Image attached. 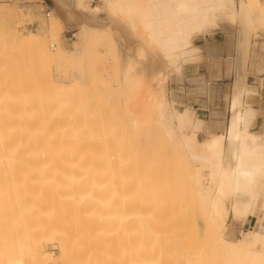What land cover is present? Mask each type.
I'll list each match as a JSON object with an SVG mask.
<instances>
[{"label":"rangeland","instance_id":"1","mask_svg":"<svg viewBox=\"0 0 264 264\" xmlns=\"http://www.w3.org/2000/svg\"><path fill=\"white\" fill-rule=\"evenodd\" d=\"M41 2L0 0V136L4 145L1 156L9 152L12 164L10 168V164L0 166V264L8 258H22V264H134L133 259L146 264H190L193 260L197 264H250L243 261V254L226 249L208 236L206 220L197 206L188 176L195 165L216 168L220 161L230 159L223 152L217 157L201 147L216 133L205 132L201 139L197 133L199 148L192 155L167 140L154 125L155 114L150 116L152 120L148 119L151 124L131 129L129 116L122 110L126 93L123 67L128 64L123 52H129L124 39L130 36L125 18L121 16L123 23L116 15L118 19L108 26L111 20L102 14L105 21L91 22L92 26L103 28L101 32L89 36L79 45L77 53L53 56L49 61L41 56L39 42L28 39L29 33L42 35L51 50L50 43L55 42L64 51L76 47L78 34L69 33L70 44L64 45L65 30L52 26L54 10L47 17V6ZM44 2L51 5L50 0ZM89 3L90 0L82 3L88 13L91 12ZM98 6L104 9L105 1L100 0ZM249 16L247 25L250 19L254 20L248 26L249 56L246 54L243 70L247 73L248 65L256 60L257 71L264 72L263 7L254 8ZM238 23L221 21L219 26L210 29L206 40L196 38L194 51L200 61L195 64L223 61L229 68L234 64L236 69L235 45L241 29ZM135 30L133 33L139 34L132 33L131 38L139 42L134 40L129 55L135 58L131 64H137H132L129 75L133 76L132 80L136 75L141 80L139 85L130 87V98L140 106L150 102L157 93L148 77L149 69L141 65L144 63L147 67L149 55H140L141 35ZM223 51L228 55H221ZM181 66V63L173 64L171 68L176 70ZM180 75L170 73L166 97L182 103L183 93L172 88ZM99 127L98 144H88L86 138L81 140L87 132H97ZM207 159L213 163H207ZM75 180L85 183L74 186ZM94 184L99 187L93 195L98 226L101 227L102 218L115 221L103 223L104 228L98 233L99 243L91 257L88 248L83 252L71 248L64 257L60 238L71 234L76 223L80 224L74 216L75 206L90 203L88 191ZM231 201L232 198H227L226 204ZM83 214V227L89 230L88 225L94 223L93 216L88 215L92 223ZM116 219H120L117 225ZM240 222L231 216L228 218L231 227ZM241 232L234 237L242 236ZM26 242L41 246L42 253L52 258H31ZM259 246L264 249L263 242Z\"/></svg>","mask_w":264,"mask_h":264},{"label":"bare ground","instance_id":"2","mask_svg":"<svg viewBox=\"0 0 264 264\" xmlns=\"http://www.w3.org/2000/svg\"><path fill=\"white\" fill-rule=\"evenodd\" d=\"M54 1L57 6L59 5L60 9L64 11L67 10L72 20H76L72 24L69 23L70 25L67 27L69 29L77 28L78 40L75 42L76 47L71 49V51H64L57 46L55 42L50 43V46L53 47V50H51L41 37L42 35L29 33L27 36L30 41L36 40L39 42L38 48L41 56L52 61L53 56L58 58L71 52L77 53L80 49V44V46H82L89 36H93L95 35V32L103 29L91 25V22H100L103 20L101 13L108 17V19L110 18L111 22H107L108 26L114 19H118V16L116 17V15H119V17L122 16L129 24L127 25L122 17L119 19L124 21L123 23L126 24V27L128 26L126 32L130 35L124 39L126 44L125 49H129L128 51L130 52V47L134 40L136 41L135 43L139 42L137 41L138 39L133 40V37L131 38V35L133 36L135 33H133V31L138 29L141 35V41L139 43L141 46L138 44L140 46L139 49L141 48V50H139L140 55L143 56L145 55L144 53L149 55V58H147L149 63L147 67L144 63L141 65H144L146 69H149L150 75L148 77L151 79L150 81H152V85L156 91L155 93H157L155 98L150 102H143L140 106L135 100L130 98V87L134 84L139 85L141 78L140 80H137L136 77L138 75H136L135 79H131L133 76L131 77L129 75L131 74L129 71L133 69L132 64H137V62L131 64L130 61L133 59L134 55H129V52L127 53V50H125L123 54L128 57V60H126L128 61V64L125 68L123 67V80L126 85V87L124 85L123 90L125 89L126 93L124 100L122 101V110L129 116L130 127H132L131 129L138 130L141 127L147 126L148 123L151 124V121L148 122V119L152 120L150 116L155 114L156 118L155 120L153 119L155 121L154 125L163 132L167 140L173 142V144L181 150L189 152L192 155H195L197 152L196 142L193 138L192 132L193 110L176 100H170L166 97L167 80L171 72L182 73L185 65L195 64L200 61L194 51L196 38L203 37V39L206 40L210 29L219 26L221 21L240 23L241 29L240 32H238L239 39L237 40L238 42H236V44H238L235 45L237 46L235 54L236 79L233 88L230 123L228 128L226 127L224 133L209 136L204 141L206 152L217 157L223 152L234 161V166L226 168L218 163L216 164V168L207 165H195L188 171V176L191 180L192 189L196 195L197 206H200L204 214L208 236L215 238V240L222 244L226 249L243 254L244 262H250V264H264V249L258 248L260 243H264V235L262 236V232H264V196L260 197L258 192L259 188L264 190V142L257 131L248 128L250 110L246 107L243 108L242 99L243 94L254 92L252 88L248 87L247 79L245 78L243 70V64L246 63L245 44L247 33L249 31L248 26L253 22L252 20H254L253 18L250 19L251 17L249 14L251 10L253 11L254 8L259 6L264 9V0L254 1L253 6H249V2H252L253 0H104L106 6L104 9L96 5L95 7L89 8L91 10L90 13L85 10L86 7L83 8L82 6L84 0ZM75 9L79 13L78 16L74 14L76 11ZM53 10L54 14L51 19L53 25H51L55 26L58 30H62L61 25L63 26L64 24H60L59 22L61 15L58 13L57 9L53 8ZM62 10L61 12H63ZM1 12L2 8H0V13ZM248 16L251 20L249 25L246 23H249L247 20ZM255 19H259V17ZM118 21L115 22L117 23ZM107 23L105 25H107ZM119 23L121 22H118V24ZM120 25L124 26L122 23ZM112 30L119 32L115 29ZM122 30H124V28ZM138 34L139 33L136 35ZM120 38L122 39V37ZM146 48H151L152 50L150 49V51H148L149 49L146 50ZM137 50L138 48H136V51ZM136 51L135 53H138V51ZM126 56L124 59H127ZM136 56H139V54H136ZM141 59L144 62V57ZM133 60H135V58ZM179 63L182 65L180 68L176 70L171 68L173 64L178 66ZM137 67L138 66H136L135 69ZM142 75L144 76L143 73ZM147 98L148 97H145V99ZM100 128L101 127H99L97 132H87L85 137H81V140L86 138L85 140L88 144H98L101 134ZM95 138H97L98 141ZM3 148V137L1 135L0 166L1 163H5V165L10 164V168L12 166L11 157L8 156L10 153L4 152L1 156ZM208 162L213 163L207 159V163ZM83 183H85V181L80 182L75 180L72 184L76 186L79 184L82 185ZM248 187H251V190L248 198L245 200L243 209L241 211L234 209L232 216L243 221L248 215L253 214L256 216V222L253 228L243 231L242 236H240L239 239L232 240L225 236L227 219L229 215H231V209L226 204V199L230 196L228 194L245 192ZM98 191V184L91 185L88 191L91 196L90 203L86 206H75L74 216L83 218V213V216H93L92 219L94 223L91 217L88 216L90 218L87 217V220H90V222L92 221L93 223L91 226V223L89 222L88 230L83 227L85 216L83 219H76L75 217L76 220L81 221H79L80 224L76 223L71 234L63 235L60 238L61 254L64 257L68 255L71 248H75L79 252H83L88 248V255L91 257L99 243L98 233L100 228L103 230V223L111 219L115 221V219L109 217L102 218L101 227L98 226L97 202L93 201V195ZM116 207H118V205ZM112 213L109 215L114 216ZM138 215L141 214L138 212ZM136 217H138L137 214ZM116 220L117 225L120 219ZM81 223L83 225L79 226ZM116 231L117 229L115 227L114 232L116 233ZM25 245L29 247L27 254L31 258H35L36 260H40V257H43V260H46V257L52 258V256H45L42 253L41 246L34 247L31 246V244H28V242H26ZM2 262L3 261H1V263ZM4 262L2 264H22L23 261L22 258L17 260H11V258H8V260ZM43 262L45 263V261ZM193 262L195 261L193 260ZM193 262L190 264H193ZM133 263L146 264L140 259H133ZM194 264L197 263L195 262Z\"/></svg>","mask_w":264,"mask_h":264},{"label":"crops","instance_id":"3","mask_svg":"<svg viewBox=\"0 0 264 264\" xmlns=\"http://www.w3.org/2000/svg\"><path fill=\"white\" fill-rule=\"evenodd\" d=\"M99 1L100 0H90L89 4L91 7H95V5H99ZM50 2L51 5L49 8L57 9L58 13L61 15L59 22L60 24H64L63 26L61 25V29L65 30V36L62 42L64 45H69L71 38L69 33L72 31L77 32L78 30L77 28L69 29L67 26L76 20L70 18L67 10L64 11L60 9L59 5L57 6L52 0H50ZM61 10L63 12H61ZM74 14L78 16L79 13L76 10ZM102 14L103 13H101V15ZM248 43L249 41L247 38L245 44V54H247V56H249ZM223 48H227V44H225ZM221 55H228V53L223 51ZM255 61L256 60H254L253 65H248L247 73L244 70L248 87L252 88L254 92L243 94L242 99L243 108L246 107L250 110L248 128L257 131L264 142V72L257 71V62ZM178 78V80L175 79L172 88L181 91L184 95L181 100L182 104L190 106L191 109L193 108L195 111L196 116L193 111L192 132L193 138L196 142V151H198L199 140L197 138V133L198 137L201 139V136L205 132L216 133L210 135L214 136L220 134L219 132L224 133L226 127L228 128L230 123L229 120L231 118V105L236 70L234 69V64L232 68H229L227 65L223 64V61H209L207 64L202 63L199 65L187 64L184 66L182 73ZM201 147L206 152L204 142L201 144ZM233 163L234 161L232 159L219 162L221 166H225L226 168L233 167ZM250 190L251 187H248L245 192H236L229 196V198H232L231 204H228V207H231V215H229V217L231 216L235 221H241L239 224L231 227L230 224H228L227 219L225 236L229 239H239V237H234V235L241 231L243 232L247 229L253 228L255 225L256 216L253 214L248 215L243 221L232 216L234 212V204H236V208L241 211L245 205V200L248 198ZM258 192L260 197L264 196L263 189L259 188ZM259 247L260 246L258 245V248Z\"/></svg>","mask_w":264,"mask_h":264},{"label":"built area","instance_id":"4","mask_svg":"<svg viewBox=\"0 0 264 264\" xmlns=\"http://www.w3.org/2000/svg\"><path fill=\"white\" fill-rule=\"evenodd\" d=\"M43 5H44V3H45V5L47 6V8L45 9V15L47 16V17H49L50 15H51V9L49 8V6H48V4L46 3V2H44V0H43V2H41Z\"/></svg>","mask_w":264,"mask_h":264}]
</instances>
